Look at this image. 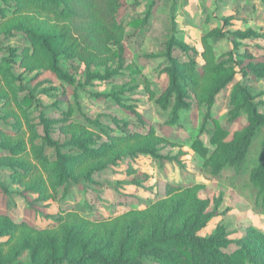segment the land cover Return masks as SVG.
Listing matches in <instances>:
<instances>
[{
    "label": "rangeland",
    "instance_id": "rangeland-1",
    "mask_svg": "<svg viewBox=\"0 0 264 264\" xmlns=\"http://www.w3.org/2000/svg\"><path fill=\"white\" fill-rule=\"evenodd\" d=\"M120 3L118 21L124 30L123 39L120 47H110L117 55L111 56L106 64H92L89 68L77 58L62 59L60 67L73 79L72 85L45 68L30 70L21 66L19 55L25 48L32 53L30 42L22 33L12 30L15 18L10 12L5 17L0 15V62L9 57L10 50L17 51L18 56L12 57L11 71L20 87L15 93L0 74V186L6 190L3 194L0 189V215L8 217L14 225L24 223L36 231L57 229L59 217L75 215L76 220L83 221L92 231L129 213L143 212L166 199L169 185L180 188L200 185L202 189L197 197L208 200L207 212H214V217L199 232L201 236L209 235L217 226L225 228L231 241L243 238L249 227L264 234L261 201L249 182L250 169L263 151L264 133L253 141L239 174L234 169H224L214 177L205 170L204 159L191 148L199 138L208 149L207 158L215 149L209 144L214 131L212 120L205 123V132L200 134L206 106L192 99L189 110L179 112V124L169 126L170 108L163 111L155 102L168 85L163 73L166 66L163 54L171 34L173 4L175 36L197 53L195 60L199 70L204 64L203 38L215 29L223 28L228 33L248 29L257 32L263 38L237 40L239 53L246 51L255 62L264 57V0H120ZM38 19L44 18L39 16ZM225 20L229 24L224 25ZM208 42L218 60L232 50L228 38H210ZM173 55L187 61L177 50ZM95 74L105 79L89 80V76ZM238 81L256 102L264 100V79L241 76L217 95L210 117L227 131L224 142L230 141L247 123L244 114L234 122L229 120V95ZM25 97L33 99L27 109L29 116L18 106V101ZM259 111L264 114V107L260 106ZM39 115L52 122L54 141L64 143L92 137L97 142L92 143V147L107 140L100 137L86 119H99L112 129V137L122 135L113 121H124L132 133L141 135L139 140L156 146L159 154L178 156L184 168L174 163L159 167L143 155L126 157L94 172L90 181L70 182L66 190L54 192L47 173L35 158L37 145L41 143L39 138L44 134ZM11 165L17 166V172ZM21 234L20 229H15L9 236L0 238L1 256L10 255L11 249L20 243ZM235 249L232 245L227 252ZM14 264H29V252L24 251ZM147 264L168 263L150 261Z\"/></svg>",
    "mask_w": 264,
    "mask_h": 264
},
{
    "label": "trees",
    "instance_id": "trees-1",
    "mask_svg": "<svg viewBox=\"0 0 264 264\" xmlns=\"http://www.w3.org/2000/svg\"><path fill=\"white\" fill-rule=\"evenodd\" d=\"M120 8V0H0V15L5 17L10 12L15 18L12 30L22 33L30 42L32 53L28 48L22 51L19 55L21 66L30 70L45 68L71 85L73 79L60 67L62 59L77 58L89 68L92 64H106L111 56L117 55L110 47H120L123 39L124 30L118 21ZM173 12L174 4L170 15L171 34L163 54L166 63L163 73L168 78V85L155 102L163 111L170 108L169 126L179 124V112L189 110L192 99L205 105L207 113L200 134L205 132V123L212 120L214 131L209 144L215 149L207 158L208 149L199 138L191 148L204 159L205 170L211 176H219L224 169H234L239 174L253 141L264 133V114L259 111L260 106L264 107V100L256 102L240 81L233 85L229 95V120L234 122L244 114L247 123L228 142H224L227 131L210 117V111L217 95L238 76L264 79V57L255 62L246 51L240 54L237 41L263 37L251 29L233 33L225 32L223 28L210 31L202 41L204 64L198 70L197 53L175 36ZM39 16L44 19L39 20ZM227 24L229 22L225 20L224 25ZM210 38H228L232 50L218 60L208 42ZM176 50L187 58L186 62L174 57ZM14 56H18L17 51L10 50L9 57L0 62V74L7 86L17 93L20 91L16 85L18 78L11 71ZM92 79L105 77L95 74L89 76V80ZM262 96L264 98V94ZM112 97L118 101L115 95ZM32 102L33 99L27 97L18 101V106L24 108L27 116ZM38 118L44 134L39 138L41 143L37 145L35 158L47 173L54 192L62 188L66 190L70 182L90 181L94 172L126 157L143 155L150 157L159 167L164 163H174L184 168L178 156L159 154L156 146L139 140L141 135L132 133L124 121H113L122 135L112 137V129L99 119H86L93 130L107 140L92 147V143L97 144L92 137H79L64 143L54 141L51 138L52 122L43 115ZM261 146L263 151L256 165L250 169L249 182L257 190L264 214V141ZM47 151L51 152L47 154ZM83 163H86L84 167ZM11 168L17 172L16 165H11ZM0 189L6 194L1 186ZM201 189L200 185L185 188L169 185L166 199L143 212L129 213L92 231L83 221L76 220L75 215L59 217L57 229L42 231L24 223L14 225L8 217L0 215V238L9 236L15 229L22 231L20 243L11 249L10 255H0V264H14L26 250L29 252V264H147L150 261L168 264H264V234L252 227L246 230L243 238L235 241L228 239L223 226H217L207 236L199 234L214 217V212H207L209 201L197 197ZM232 245L236 249L227 252Z\"/></svg>",
    "mask_w": 264,
    "mask_h": 264
}]
</instances>
